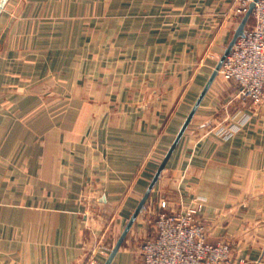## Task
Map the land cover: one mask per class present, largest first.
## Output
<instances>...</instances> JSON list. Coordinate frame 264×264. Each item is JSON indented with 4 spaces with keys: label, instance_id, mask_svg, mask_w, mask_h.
Segmentation results:
<instances>
[{
    "label": "crops",
    "instance_id": "obj_1",
    "mask_svg": "<svg viewBox=\"0 0 264 264\" xmlns=\"http://www.w3.org/2000/svg\"><path fill=\"white\" fill-rule=\"evenodd\" d=\"M94 8L92 0H9L0 15V264L108 262L118 241L93 252L83 203L101 207L93 217L116 208L123 234L233 26L211 34L203 19L167 18L166 28L92 17ZM50 78L57 95L65 84L84 94L45 111L28 89L43 91ZM216 80L147 201L197 198L210 242L231 241L246 264H264V103L229 106L238 88L227 81L221 97ZM220 117L232 137L218 132ZM127 237L111 264H135Z\"/></svg>",
    "mask_w": 264,
    "mask_h": 264
},
{
    "label": "rangeland",
    "instance_id": "obj_2",
    "mask_svg": "<svg viewBox=\"0 0 264 264\" xmlns=\"http://www.w3.org/2000/svg\"><path fill=\"white\" fill-rule=\"evenodd\" d=\"M95 3V8L93 9L92 17H108V15H112L114 17H127V18H145L155 20V24H166L167 28V18L169 19H184V18H198L203 19L204 21H208L209 27L205 30H209L212 34H216L219 31H228L229 27L232 26V32H230L229 37L227 38L226 42L222 47V51L218 52L217 56L215 57V61L222 59L223 52L229 46L230 41L232 40L235 31L238 29L239 25L241 24L243 17L236 14V9L239 5V0H92ZM136 2V3H135ZM102 3L105 5L104 8L100 9L99 6ZM134 3V6L132 4ZM218 5H217V4ZM124 5V6H123ZM99 8V9H98ZM95 13V14H94ZM109 15V16H110ZM236 15V16H235ZM187 21V22H186ZM184 31H191L189 30L188 20H185ZM206 23V22H205ZM253 19L250 16L246 26L252 25ZM184 24V25H185ZM159 27V26H158ZM161 29H164V25L160 26ZM157 28V27H156ZM244 28V29H245ZM228 29V30H227ZM160 32V31H159ZM66 61V59L64 60ZM67 65L65 64V67ZM215 68V67H214ZM212 69H210V72ZM50 79H45L43 82V91H41L40 87H37L35 84H32L29 89L28 93L31 94H39L44 98V109L45 111L52 110L56 108L57 110L66 109L67 106H63L66 102V98L71 96L82 97L84 92H69V88L67 84H65L64 88H61L59 94L57 95L55 92H52L51 87L49 86ZM227 81L222 78L220 74H218L217 80L215 85L219 88H223L225 92L221 97H226V90ZM216 89V88H215ZM230 90V88H229ZM216 91V90H215ZM237 94V93H236ZM220 96V93H219ZM84 97V96H83ZM53 98H59L61 102L60 105H55L52 103ZM55 100V99H53ZM248 102V101H246ZM57 103V102H56ZM243 103V102H242ZM254 104V103H252ZM55 105V106H54ZM256 105V104H254ZM78 108V107H76ZM83 108V107H80ZM221 125L218 128V132H222L225 134L227 138L228 134L231 133V128L233 126H227V121L224 117H220ZM219 120V121H220ZM168 202L169 205H172V209H178L179 206L182 204L181 202H169L167 198L161 199L158 201L157 206L156 202L153 204L150 201H147L142 212L137 217L135 222L134 228H132L131 232L129 233L126 242L123 245V250L126 248H134V255H135V264H140L142 261V246L144 242L153 237L155 234V225L160 216V214L167 210L162 208V202ZM85 207V214L89 217V223L87 230L90 232L92 245H93V252H96V255L102 253L106 248L112 249L116 242L118 241L122 231L126 224L120 226L121 219L118 215H116V208H108L99 210L100 216L93 217V213L97 211V208L100 206L98 203H83ZM101 209V207L99 208ZM114 214L113 216H111ZM129 220V219H127ZM126 220V221H127ZM205 226V225H204ZM118 227V228H117ZM206 227V226H205ZM207 230V229H206ZM208 233V231H207ZM209 236V235H208ZM210 242V240H209ZM226 244L229 247V256L226 262L223 264H246L248 259L242 257L241 252L234 248V245L231 241L228 240H218L216 242H210V244ZM132 250V249H131ZM96 256H92L91 261H98Z\"/></svg>",
    "mask_w": 264,
    "mask_h": 264
},
{
    "label": "built area",
    "instance_id": "obj_3",
    "mask_svg": "<svg viewBox=\"0 0 264 264\" xmlns=\"http://www.w3.org/2000/svg\"><path fill=\"white\" fill-rule=\"evenodd\" d=\"M252 25L246 26L223 61L219 74L236 84L238 91L229 106L251 101L264 103V0H239L237 16L243 18L251 4ZM236 16V15H235ZM236 131V130H235ZM234 127L227 138L232 137ZM155 225V234L142 246L140 264H223L229 256L226 244H210L206 227L200 219L203 205L193 198L172 209L168 202ZM91 264H100L92 261Z\"/></svg>",
    "mask_w": 264,
    "mask_h": 264
},
{
    "label": "water",
    "instance_id": "obj_4",
    "mask_svg": "<svg viewBox=\"0 0 264 264\" xmlns=\"http://www.w3.org/2000/svg\"><path fill=\"white\" fill-rule=\"evenodd\" d=\"M256 1H258V0H255V2ZM8 2H9V0H1V2H0V15H1L3 9L5 8V6H6V4ZM254 6H255V4L252 3L251 6H250V9L248 11V13L245 15V17L243 18L241 24L239 25V27H238L236 33L234 34V37H233L232 41L230 42V44H229V46H228L225 54L223 55L222 59L220 60V62L218 64V66L216 67L215 71L213 72L210 80L208 81L206 87L204 88L202 94L200 95L198 101L196 102V104H195L192 112L190 113V115H189L186 123L184 124L182 130L180 131V133H179L176 141L174 142L171 150L166 155V158L163 161V163H162L161 167L159 168V170L157 171V173H156V175H155V177H154V179H153L150 187L148 188V190H147L146 194L144 195L142 201L140 202V204L137 207L135 213L133 214L132 218L130 219V221H129V223H128L126 229H125V231L123 232V234L121 235L120 239L118 240L116 246L114 247V249H113V251H112V253H111V255H110L109 259H108V262L106 264H111V262L113 261L114 257L116 256V254L120 250V248H121V246H122L125 238L127 237L129 231L131 230L133 224L135 223L137 217L139 216V214L143 210V208H144V206H145V204H146V202H147V200H148V198H149L152 190L154 189L157 181L159 180V178H160V176H161V174H162V172H163V170H164V168H165V166H166V164H167V162H168L171 154L173 153L175 147L177 146L178 142L180 141L181 137L183 136V134L185 133L187 127L189 126L190 122L192 121V119H193V117H194V115H195V113H196L199 105L201 104L203 98L205 97V95L207 94V92L210 89L211 85L213 84V82L217 78V76L219 74V70H220V68H221V66L223 64L224 59L226 58V56L228 55V53L232 49V47H233L235 41L237 40V38L243 34L245 25L247 24V22H248V20H249V18L251 16V14H252V11L254 9Z\"/></svg>",
    "mask_w": 264,
    "mask_h": 264
}]
</instances>
